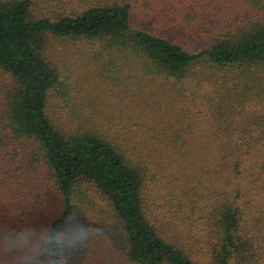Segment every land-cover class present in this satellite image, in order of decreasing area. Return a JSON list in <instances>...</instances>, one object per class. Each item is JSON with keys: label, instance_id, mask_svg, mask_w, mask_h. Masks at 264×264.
I'll return each instance as SVG.
<instances>
[{"label": "trees", "instance_id": "obj_1", "mask_svg": "<svg viewBox=\"0 0 264 264\" xmlns=\"http://www.w3.org/2000/svg\"><path fill=\"white\" fill-rule=\"evenodd\" d=\"M51 40L88 45L77 89ZM261 196L264 0H0V221L92 209L113 264H264Z\"/></svg>", "mask_w": 264, "mask_h": 264}, {"label": "clouds", "instance_id": "obj_2", "mask_svg": "<svg viewBox=\"0 0 264 264\" xmlns=\"http://www.w3.org/2000/svg\"><path fill=\"white\" fill-rule=\"evenodd\" d=\"M66 212L67 220L63 217L54 226L34 224L16 215L0 221V264H93L94 260L96 264H113L120 250L111 236L116 230L107 229L101 234L98 225L116 221L98 218L89 209V226L78 208L68 210L66 206Z\"/></svg>", "mask_w": 264, "mask_h": 264}, {"label": "rangeland", "instance_id": "obj_3", "mask_svg": "<svg viewBox=\"0 0 264 264\" xmlns=\"http://www.w3.org/2000/svg\"><path fill=\"white\" fill-rule=\"evenodd\" d=\"M86 46L76 41L51 40L47 48L46 55L48 56L50 61L57 65L58 70L61 72L62 75L70 76L69 78L74 83L75 89L79 87V79L85 77L86 74L89 73V70L93 68L90 62V57L88 55L89 51H87V49H84L87 48ZM79 91L80 89L78 90V92ZM93 95L95 96V98H97L98 96L102 98L103 96V98L107 100V102H105L104 104L105 106H110L112 105L111 103L114 102H118L120 104L119 100L116 101L113 99H109L108 101V98L106 94L103 92V89L98 90V95L96 92H94ZM89 105H95V103L93 101H90ZM262 197L264 196H261L260 198ZM98 205L101 206L103 204L99 202ZM102 208H104V206H102ZM196 248H198L199 251L193 248L195 252V258L197 256L198 258H200L197 260L199 261L201 260L202 263L208 264L209 261H207L206 256H202L205 252H202L201 243L196 244ZM198 253H200V256L197 255Z\"/></svg>", "mask_w": 264, "mask_h": 264}]
</instances>
